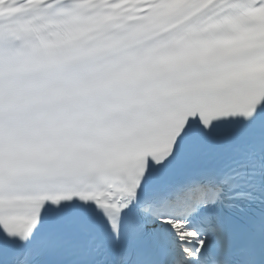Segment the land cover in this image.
I'll return each instance as SVG.
<instances>
[{
  "label": "snow or ice",
  "instance_id": "1",
  "mask_svg": "<svg viewBox=\"0 0 264 264\" xmlns=\"http://www.w3.org/2000/svg\"><path fill=\"white\" fill-rule=\"evenodd\" d=\"M0 264H264V0H0Z\"/></svg>",
  "mask_w": 264,
  "mask_h": 264
}]
</instances>
